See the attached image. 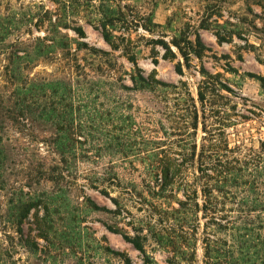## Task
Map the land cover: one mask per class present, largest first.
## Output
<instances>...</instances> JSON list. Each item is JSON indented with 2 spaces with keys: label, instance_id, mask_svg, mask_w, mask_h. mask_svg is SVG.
Returning a JSON list of instances; mask_svg holds the SVG:
<instances>
[{
  "label": "rangeland",
  "instance_id": "374dc122",
  "mask_svg": "<svg viewBox=\"0 0 264 264\" xmlns=\"http://www.w3.org/2000/svg\"><path fill=\"white\" fill-rule=\"evenodd\" d=\"M208 134L264 143V0H0V264H242L202 213L180 237L151 173Z\"/></svg>",
  "mask_w": 264,
  "mask_h": 264
},
{
  "label": "trees",
  "instance_id": "16d2710c",
  "mask_svg": "<svg viewBox=\"0 0 264 264\" xmlns=\"http://www.w3.org/2000/svg\"><path fill=\"white\" fill-rule=\"evenodd\" d=\"M133 83L135 86L162 85L155 79L144 77L135 79ZM18 89L19 107L28 108L26 105L28 97L30 100H34L35 97L37 100L42 95L47 105L41 112L43 115L46 114L47 119L53 117L48 109L54 107V101L50 96L47 98L43 95L44 86L29 85L26 79L22 80ZM36 90L43 92L37 95ZM193 128L198 129L197 125ZM193 148L192 156L187 158L181 155L176 158L167 156L160 161L161 168H157L158 172L151 171L155 178L154 184H157L155 187L160 186L161 192L165 194L164 199H170L175 189L182 194L183 199L178 201V209L174 210L171 204L168 205L171 209L170 214H176V221L180 225L177 227L180 237H185L186 230L197 231L196 224L200 228L202 213V218L205 219L204 230L209 237L214 235L212 233L223 230L229 232L230 236L239 235L238 238L241 239L239 261L242 264H257L259 257L264 258V143L257 151L253 148L245 149L246 147L241 145L231 147L226 138L208 134L202 139L198 154L197 141L194 142ZM3 155L0 137V164ZM186 160H193L194 165H198L193 182H189L184 169ZM245 193L248 195L240 200V194ZM124 238L143 252L139 239H130L125 235ZM203 243L205 244L203 248L209 254L218 252L219 241L208 238ZM210 260L212 264H220L218 258L211 257Z\"/></svg>",
  "mask_w": 264,
  "mask_h": 264
}]
</instances>
